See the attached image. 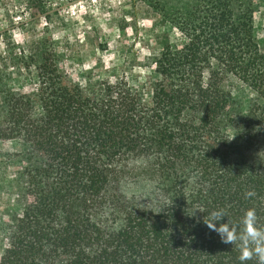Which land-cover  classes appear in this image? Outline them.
<instances>
[{"label":"trees","instance_id":"1","mask_svg":"<svg viewBox=\"0 0 264 264\" xmlns=\"http://www.w3.org/2000/svg\"><path fill=\"white\" fill-rule=\"evenodd\" d=\"M247 3L181 0L176 34L148 58L150 98L126 77L79 96L42 56L39 100H4L0 141L24 146L25 208L0 264H240L203 217L223 209L237 226L255 209L264 229V44ZM228 77L255 93L247 111Z\"/></svg>","mask_w":264,"mask_h":264},{"label":"rangeland","instance_id":"2","mask_svg":"<svg viewBox=\"0 0 264 264\" xmlns=\"http://www.w3.org/2000/svg\"><path fill=\"white\" fill-rule=\"evenodd\" d=\"M181 0H0V125L7 118L8 93L37 102V68L42 56L55 55L66 86L84 96L89 84L126 77L146 83L148 98L156 81L148 58L157 54L162 35L176 34L173 15ZM257 43L264 44V0H250ZM223 87L243 112L255 97L248 86L228 77ZM150 90V91H149ZM20 141H0V259L7 225L25 208Z\"/></svg>","mask_w":264,"mask_h":264},{"label":"clouds","instance_id":"3","mask_svg":"<svg viewBox=\"0 0 264 264\" xmlns=\"http://www.w3.org/2000/svg\"><path fill=\"white\" fill-rule=\"evenodd\" d=\"M254 195L252 191L245 193L246 198ZM197 210L205 213L197 208L190 216H194ZM203 223L220 237L222 243L238 244L240 264H247L253 257L256 258L257 264H264V229L257 224L255 209H248L237 226L228 222L227 213L223 209L208 212L207 217H203Z\"/></svg>","mask_w":264,"mask_h":264}]
</instances>
